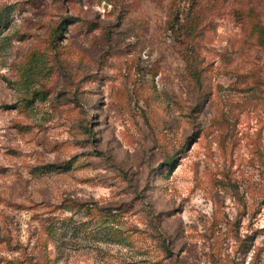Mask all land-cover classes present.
Listing matches in <instances>:
<instances>
[{
	"label": "rangeland",
	"instance_id": "1",
	"mask_svg": "<svg viewBox=\"0 0 264 264\" xmlns=\"http://www.w3.org/2000/svg\"><path fill=\"white\" fill-rule=\"evenodd\" d=\"M0 264H264V0H0Z\"/></svg>",
	"mask_w": 264,
	"mask_h": 264
}]
</instances>
